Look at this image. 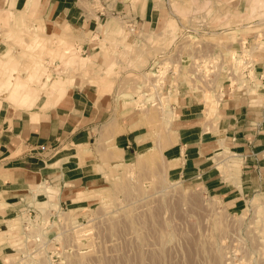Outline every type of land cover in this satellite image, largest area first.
Masks as SVG:
<instances>
[{
	"label": "rangeland",
	"instance_id": "1",
	"mask_svg": "<svg viewBox=\"0 0 264 264\" xmlns=\"http://www.w3.org/2000/svg\"><path fill=\"white\" fill-rule=\"evenodd\" d=\"M7 1L12 20L4 23L0 19V54L9 51L11 55L0 66V108L5 102L24 109L3 100L2 76L7 69L20 73L35 58L42 63L39 73L43 72V76L48 70L56 77L58 72L73 76L75 81L68 82L69 88L81 80L95 87L99 96L116 94L125 110L137 109L135 115H139L143 125L151 126L152 139L156 141L173 132L171 124H165L158 101L149 94L150 83L160 73H148L160 67V71L169 69L167 74H173L169 94H161L168 96L164 99L169 104L179 94V84L185 82L191 91L203 95L208 109V102L213 105L216 97L223 96L218 87L223 89L227 81L225 76L218 77L220 63L214 64L221 57L218 53L232 58L243 37L256 38L249 42L253 52L264 50V22L255 25L264 19V0H256L257 4L255 0H160L158 8L163 10L164 22L137 34L127 27L131 17L115 5L131 1L137 6L145 0H81L90 14L100 11L104 15L89 38L84 34L76 38L72 29L63 27L67 34L64 37L74 44L70 46L73 50L68 48L63 56L36 47L29 50L33 37L48 41L54 33L45 28L37 8L25 18L26 22L22 8L14 15L16 0ZM198 20H204L205 26L196 24ZM168 22H174L173 30ZM33 23L40 26L35 34ZM126 28L131 40L123 38ZM83 37L92 48L86 54ZM74 52L77 59L72 67H66L64 61ZM84 58L90 59L89 63L85 69H77ZM230 58L226 60L229 64ZM214 70L217 73L211 75ZM25 74L28 77V72ZM51 95L50 90L45 93V97ZM116 123L112 119L105 130ZM102 145L105 153L99 171L104 178L98 191L86 193L94 201L79 211L53 207L44 212L39 205V211L19 216L16 230L0 233L1 244L13 243V252L6 256L5 264H264V208H257L256 212L251 203L255 196L242 209L230 210L196 182L179 180L166 169L170 164L163 157V149L169 144L148 151L141 163H136L137 157L128 163L110 157L109 138L99 141L98 148ZM115 159L121 162L113 163ZM199 193L198 200L192 199ZM259 202L264 205L263 199Z\"/></svg>",
	"mask_w": 264,
	"mask_h": 264
},
{
	"label": "crops",
	"instance_id": "2",
	"mask_svg": "<svg viewBox=\"0 0 264 264\" xmlns=\"http://www.w3.org/2000/svg\"><path fill=\"white\" fill-rule=\"evenodd\" d=\"M26 1H15V16ZM135 5L120 1L115 7L133 19L138 32L164 22L160 0ZM3 7L0 0L1 13ZM37 12L52 33L69 26L75 35L88 38L104 15L100 11L90 14L81 0H40ZM255 39L243 37L240 45H251ZM90 47L88 42L83 44V54L91 51ZM254 57L252 78L257 79L244 88L224 83L217 113L210 122L203 95L180 83L179 94L170 103L173 134L160 141L152 139L151 126L143 125L135 115L137 109L125 110L116 94L99 96L95 87L81 80H76L60 100L53 94L30 109L2 102L0 233L7 231L12 218L39 211L40 203L49 196H55L54 202L61 209L72 206L79 211L91 204L94 199L73 200L81 192L99 190L105 148L102 145L99 149L98 144L107 138L110 157H119L124 163L135 160L140 152L169 144L163 149L169 173L179 180L196 182L230 210L242 209L251 196L264 200V81L259 78L264 75V50H256ZM172 83L165 79L162 94H169ZM33 114L38 118L31 120ZM112 119L117 123L106 131L105 125ZM12 244H0V264L13 252Z\"/></svg>",
	"mask_w": 264,
	"mask_h": 264
},
{
	"label": "bare ground",
	"instance_id": "3",
	"mask_svg": "<svg viewBox=\"0 0 264 264\" xmlns=\"http://www.w3.org/2000/svg\"><path fill=\"white\" fill-rule=\"evenodd\" d=\"M39 1L40 0H27L25 2V7L22 8V14H23V20L26 21L25 18H27V16L29 15V13L33 12L38 4H39ZM258 1V0H257ZM255 0V4H257V2ZM263 2V1H262ZM251 3V2H250ZM259 3V2H258ZM3 12L1 13L0 12V19H3V22L4 23H7V22H11L12 20V13L9 11L10 9H7L8 7V1L7 0H3ZM256 8V7H255ZM208 10V9H207ZM251 11V9H250ZM263 12V11H262ZM261 13V12H260ZM206 15V14H205ZM229 15V14H228ZM250 15V14H249ZM248 15V16H249ZM254 15V14H253ZM230 16V15H229ZM264 16V15H263ZM3 17V18H2ZM254 18V17H253ZM229 19V18H228ZM261 20V19H260ZM258 20L259 24L261 22H264V19H262L261 21ZM202 21V20H201ZM204 21V20H203ZM27 22V21H26ZM2 23V22H1ZM169 23V22H168ZM256 23V25L258 24ZM9 24V23H8ZM263 24V23H261ZM27 25V24H26ZM57 26V25H56ZM105 27V26H104ZM168 27L170 30H173L174 29V22H170L168 24ZM40 28V26L37 24V23H33L32 24V32H34V34L37 32V30ZM42 28V27H41ZM117 28V27H116ZM164 29V28H163ZM167 29V28H166ZM66 30H70L71 31V28L68 26V28L66 27ZM110 30V29H109ZM106 31V32H109ZM116 30V29H115ZM126 30H128L126 28ZM130 30V29H129ZM128 30V32H129ZM168 31V30H167ZM116 32V31H115ZM122 31H119V33H121ZM125 31V34L123 36V38H127L128 39V34H130V32L128 33ZM133 32V31H132ZM131 32V33H132ZM111 34V32H110ZM73 35V34H72ZM52 36H54V38L52 39H48L47 40H44L42 41L41 39H39L37 36L36 37H33L32 38V42L34 43H31L28 47H29V50H33V48L36 47V49H41V50H47V52L49 53H57L59 55H64V53H68L66 50H69L70 49V46H73V42H71L68 38L64 37V36H67V34H65V29L64 28H61L58 33L55 32L54 34H52ZM74 36V35H73ZM83 36V35H82ZM130 36V35H129ZM261 36V35H260ZM81 37V36H80ZM78 38V35L77 37ZM84 38V37H83ZM57 39V41H55ZM85 39V38H84ZM126 39V40H127ZM132 38L129 37L128 40H131ZM82 40V38H81ZM25 41V40H24ZM84 41V40H82ZM125 41V40H124ZM22 41L20 40V43ZM24 43H28L29 42H24ZM51 44L54 45V47L51 46ZM58 44V45H57ZM73 44V45H72ZM100 44V43H99ZM27 45V44H26ZM101 45V44H100ZM130 43L127 44L126 42V46H128L130 48ZM243 47L244 50H249L250 52H253V49L250 48L251 45H249L247 42H243V45L240 46V49ZM54 48L56 50H54ZM69 48V49H68ZM72 48V47H71ZM248 48V49H247ZM122 49V48H121ZM239 49V50H240ZM252 49V50H250ZM255 49V48H254ZM70 50H73L70 49ZM128 50V48L126 49ZM238 50V51H239ZM238 51H236L234 54H232V58L235 57V55L238 54ZM45 52V51H44ZM127 52V51H126ZM127 54V53H126ZM10 52H5L4 54H0V66H3V63L4 61H6L9 57H10ZM79 58H80V55H78ZM41 56H39L40 58ZM77 59V52H74L73 54H71L69 56V59H67L66 61H64V64L65 66L69 65L72 67V64L74 63V60ZM224 59V58H223ZM42 60V59H41ZM40 60V62H41ZM81 60V59H80ZM89 60L88 58H84L81 60L80 63V66L77 68V69H85V65L89 63ZM33 63L32 65L29 67V68H24L20 71V73H17V74H14L13 71H11L10 69H7L5 72L3 73V88L1 91H3V100L7 99L6 101H11L12 104L15 105V103L19 106H22L24 109H30L32 107H34L39 101L41 98L45 97V93L48 92L49 90L51 91V94H56L57 95V100H60L62 97H64V95L67 93L68 89H69V86H68V82L71 80L72 82L75 81V78L73 76H66L67 72H58L57 73V77L56 76H52L51 72L48 70L47 71V74L45 76L41 75L43 74V72L40 74L39 73V69H41V65L42 63H38L39 61H37V59L35 60V58H33ZM166 61V60H165ZM164 64V63H163ZM229 64V63H228ZM166 65V64H165ZM66 66V67H67ZM88 66V65H87ZM113 66V65H112ZM163 66V65H162ZM219 66V73H218V77L220 76H225V77H228L224 74L223 72V66H221V64L218 65ZM70 67V69H71ZM168 68V66H167ZM164 69V67H163ZM176 69V68H174ZM44 70V69H43ZM65 70V68L63 69ZM111 70V69H110ZM169 69H167L168 71ZM167 71H160L159 69V72L160 73L159 75H157V78L155 76L156 79L152 80L154 81L153 83H150L152 84V87L150 86V93L149 94H153L154 98L156 101H158L159 105H160V110L162 111V116L165 120V124H171L172 120H173V109L171 110V107H170V104L168 101H165L166 98H168V96L166 97H162L161 96V92H162V89L164 87V83H165V76L167 75ZM234 71H236V73H239V71L237 69L234 68ZM24 72V73H23ZM25 72H28V77H25ZM53 72V71H52ZM155 73H157L156 71H152V73H148V74H151V75H155ZM62 74V75H61ZM253 74V73H252ZM41 75V76H40ZM56 75V74H55ZM61 75V76H60ZM217 76V75H216ZM236 77V76H235ZM235 77H232V78H235ZM229 78V77H228ZM238 78V77H237ZM237 78L233 79V80H236ZM104 79V78H103ZM101 78V80H103ZM227 79V78H226ZM94 80H96V78H94ZM92 81V82H97V81ZM98 80V79H97ZM100 80V79H99ZM105 80V79H104ZM103 80V81H104ZM151 81V82H152ZM101 82V81H100ZM106 81H104V84H105ZM39 85V86H33V85ZM98 84H101V83H98ZM141 84V83H140ZM108 85V84H107ZM111 86V85H110ZM104 87V86H103ZM207 87V86H206ZM71 88V87H70ZM102 88V87H101ZM208 88L207 87V91H208ZM103 89V88H102ZM107 89V88H105ZM103 89V90H105ZM128 89V88H127ZM131 89V88H129ZM110 90V89H109ZM143 91V90H142ZM169 91V90H168ZM206 92V91H205ZM109 93V92H108ZM207 93V92H206ZM219 93L221 94L222 93V87H220L219 89ZM172 94V93H171ZM217 94V93H216ZM148 95V94H147ZM143 97V96H142ZM73 98V97H72ZM145 98V97H144ZM165 98V99H164ZM217 100H216V103L213 104V105H210L209 102H208V105L209 107H207V117H208V122H210V120L213 119V117L216 115L217 113V110H218V106H219V103L222 99V95L221 96H218L216 97ZM136 99V98H135ZM141 99V98H140ZM139 99V100H140ZM126 101H129L130 99H125ZM137 100V99H136ZM215 100V99H214ZM14 102V103H13ZM207 103V101H206ZM205 103V104H206ZM213 103V101L211 102ZM157 105V104H156ZM13 106V105H12ZM16 106V105H15ZM206 106V105H205ZM4 108V107H3ZM68 111V110H67ZM66 111V112H67ZM33 116H35L34 114L32 115V118L31 120H34L36 118H38L36 115V118H34ZM36 122V121H35ZM218 122V121H217ZM109 123H112V120H110L107 124ZM173 123V122H172ZM209 124V123H207ZM213 123L210 125L212 126V129L213 130ZM209 126V127H210ZM216 127V126H215ZM211 128V127H210ZM204 132H207V131H204ZM223 143V142H221ZM82 145V144H81ZM79 145L77 148H82V146ZM85 145V144H83ZM151 152V150H148ZM148 151H144V152H140L138 155H137V160H136V163H141L144 159L147 158V155L146 153ZM149 153V152H148ZM81 155V154H80ZM233 156V155H231ZM179 159V158H178ZM181 159V158H180ZM180 162V160H179ZM123 163V162H122ZM240 163V162H239ZM124 164V163H123ZM175 165L177 164H174L173 167H175ZM166 169L168 170L169 167H166ZM47 188V187H46ZM47 190V189H46ZM43 192V191H42ZM94 195V194H93ZM196 195V194H195ZM193 195L192 196V199H195V200H198L200 198V193L197 194L196 196ZM96 196V195H95ZM44 197V196H43ZM57 197V196H56ZM77 198L75 200H73L74 202H81V201H84L86 199L89 198V195L86 194V192H81L78 194V196H76ZM55 199V196H49V199L47 201H44L42 203H40V206H41V210L42 211H46L49 210V209H52L53 207H59L58 204H54L52 200ZM261 201L260 197H255L254 199H251V203H252V206L254 207V209L256 210L257 212V208H264V205L261 204ZM73 203V202H72ZM34 204V202H33ZM78 205V204H77ZM72 207V206H70ZM73 210V209H72ZM259 211V210H258ZM261 211V210H260ZM19 216H17L16 219L14 220H11L12 222L8 223L6 225L7 227V230H16L17 229V224H18V218ZM47 218V217H46ZM49 218V217H48ZM264 219V218H263ZM47 220V219H46ZM47 223V222H46ZM0 244H1V240H0Z\"/></svg>",
	"mask_w": 264,
	"mask_h": 264
},
{
	"label": "built area",
	"instance_id": "4",
	"mask_svg": "<svg viewBox=\"0 0 264 264\" xmlns=\"http://www.w3.org/2000/svg\"><path fill=\"white\" fill-rule=\"evenodd\" d=\"M167 5L170 8V4L168 3ZM127 21H128L127 27L130 28V30H133L137 34L138 33L137 26L135 25V22L133 21V19H129ZM196 24H198L200 27H204L206 22L198 20ZM184 30H188V28H185ZM184 30L183 32H185ZM218 54L221 55V57L217 58V60L214 61V64L216 62H219L221 66H223L224 74L229 77V78L226 77L227 78L226 84H228L230 88H233V87H236V88L243 87L244 88L247 84H250L254 82V80L257 79V78L256 79L252 78L253 77L252 73L253 72L255 73V57H254L255 51L249 52L248 50H244L242 47L238 51V54L235 55L234 58H230V55H224L222 53H218ZM229 58L231 59V64H228L226 62V60H229ZM210 65H213V64H210ZM234 68L237 69L239 73H236V71H234ZM159 69L160 67H157L155 71L158 73ZM216 73L217 72H215L214 70V72H212L211 75H214ZM193 74L194 76L198 75L197 72H193ZM232 77H235V78L238 77V80L235 81L233 80L235 78H232ZM166 78L174 79L173 74L171 73L167 74L165 76V79ZM259 78L260 80L264 81V75L260 76Z\"/></svg>",
	"mask_w": 264,
	"mask_h": 264
}]
</instances>
